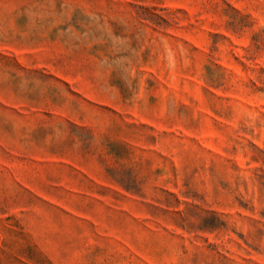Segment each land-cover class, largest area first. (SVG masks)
<instances>
[{"label":"rangeland","instance_id":"obj_1","mask_svg":"<svg viewBox=\"0 0 264 264\" xmlns=\"http://www.w3.org/2000/svg\"><path fill=\"white\" fill-rule=\"evenodd\" d=\"M0 264H264V0H0Z\"/></svg>","mask_w":264,"mask_h":264}]
</instances>
